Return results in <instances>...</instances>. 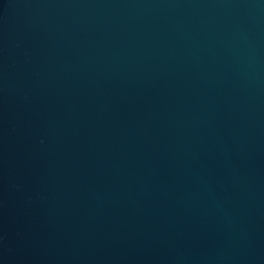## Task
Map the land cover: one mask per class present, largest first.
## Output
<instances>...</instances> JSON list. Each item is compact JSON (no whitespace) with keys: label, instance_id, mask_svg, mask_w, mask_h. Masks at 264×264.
I'll return each mask as SVG.
<instances>
[{"label":"water","instance_id":"95a60500","mask_svg":"<svg viewBox=\"0 0 264 264\" xmlns=\"http://www.w3.org/2000/svg\"><path fill=\"white\" fill-rule=\"evenodd\" d=\"M0 264H264V0H0Z\"/></svg>","mask_w":264,"mask_h":264}]
</instances>
